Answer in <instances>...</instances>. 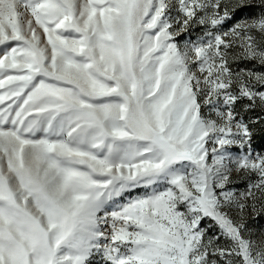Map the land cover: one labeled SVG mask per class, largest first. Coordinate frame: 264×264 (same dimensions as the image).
Wrapping results in <instances>:
<instances>
[{"label":"snow or ice","instance_id":"obj_1","mask_svg":"<svg viewBox=\"0 0 264 264\" xmlns=\"http://www.w3.org/2000/svg\"><path fill=\"white\" fill-rule=\"evenodd\" d=\"M257 128L264 0H0V264H264Z\"/></svg>","mask_w":264,"mask_h":264},{"label":"rangeland","instance_id":"obj_2","mask_svg":"<svg viewBox=\"0 0 264 264\" xmlns=\"http://www.w3.org/2000/svg\"><path fill=\"white\" fill-rule=\"evenodd\" d=\"M183 35H186V34H182L180 39H183ZM253 148L256 149L257 151H259L261 148H264V133H262L259 128L256 129V134H255L254 142H253ZM254 180H255V177L251 179L249 178L237 179L235 181L236 190L244 191L245 190L244 185L246 183H251ZM210 224H211L210 221L204 222V227L209 228V234H212L213 232L218 231V229H216L214 225L209 227Z\"/></svg>","mask_w":264,"mask_h":264}]
</instances>
